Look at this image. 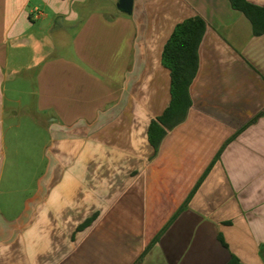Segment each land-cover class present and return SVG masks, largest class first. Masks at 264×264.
I'll list each match as a JSON object with an SVG mask.
<instances>
[{"label": "crops", "instance_id": "obj_1", "mask_svg": "<svg viewBox=\"0 0 264 264\" xmlns=\"http://www.w3.org/2000/svg\"><path fill=\"white\" fill-rule=\"evenodd\" d=\"M49 17L72 35L40 62L28 152L12 153L11 50ZM194 18L206 29L191 105L158 124L155 148L150 126L172 102L164 48ZM0 264H264V33L230 0H133L129 13L119 0H0Z\"/></svg>", "mask_w": 264, "mask_h": 264}, {"label": "trees", "instance_id": "obj_2", "mask_svg": "<svg viewBox=\"0 0 264 264\" xmlns=\"http://www.w3.org/2000/svg\"><path fill=\"white\" fill-rule=\"evenodd\" d=\"M230 2L233 8L244 13L251 21L254 34L258 35L264 33V8L255 7L246 0H230ZM205 29L206 24L200 18L186 20L177 25L172 36L165 45L163 64L171 72L172 102L163 116L157 121H154L150 126V142L155 148L158 147L160 140L164 136V131L158 128V124L166 128H173L186 117L187 111L191 105L189 88L198 71V50ZM208 172L196 185L191 196L198 190ZM151 246L152 245L143 253L140 261L147 254Z\"/></svg>", "mask_w": 264, "mask_h": 264}, {"label": "rangeland", "instance_id": "obj_3", "mask_svg": "<svg viewBox=\"0 0 264 264\" xmlns=\"http://www.w3.org/2000/svg\"><path fill=\"white\" fill-rule=\"evenodd\" d=\"M53 19L49 17L46 20H42L39 18H36V20L33 22V28L31 31L26 34L25 37L22 38V44L18 46L16 49L11 50V60L18 59L19 62L16 67L18 70V73L6 84V93L9 99L11 100H20L21 105V114L19 117H17L15 120L10 119L7 123V144L9 147L10 152H14L15 150V142H18V145L21 146V151L28 152V142L29 138L32 136V132L34 131L30 127V123H33L30 116L28 115L27 108L32 109L34 104V96L32 95V92L35 89V76L37 73V69L40 66V62L47 57L51 52H61L65 48L62 47V43H66L69 41V38L72 35V32L69 31L65 34V37L61 39V33L58 29V22L54 21V24L51 21ZM32 38H37L42 47H37L34 43V41H31ZM29 40V42H27ZM67 45V43H66ZM13 64V63H12ZM8 106L14 107L15 109H18V105L16 103H8ZM19 123L20 128L17 130L9 129L10 124L13 123ZM36 130V129H35ZM17 133V135L15 134ZM14 134L16 136H14ZM36 135L38 138V145L36 148V151L38 154L41 153V147H40V135L41 133H37ZM18 141H17V140ZM28 141V142H27ZM21 170L18 171L16 174V179L14 181V184H25L27 181H24V168L27 167V164L22 161ZM38 169L42 167L40 165V162H38Z\"/></svg>", "mask_w": 264, "mask_h": 264}, {"label": "water", "instance_id": "obj_4", "mask_svg": "<svg viewBox=\"0 0 264 264\" xmlns=\"http://www.w3.org/2000/svg\"><path fill=\"white\" fill-rule=\"evenodd\" d=\"M133 0H119V8L129 13L132 10Z\"/></svg>", "mask_w": 264, "mask_h": 264}]
</instances>
